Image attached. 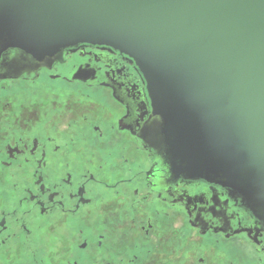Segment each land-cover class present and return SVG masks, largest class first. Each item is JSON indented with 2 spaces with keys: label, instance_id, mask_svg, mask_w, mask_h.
Wrapping results in <instances>:
<instances>
[{
  "label": "flooded vegetation",
  "instance_id": "flooded-vegetation-1",
  "mask_svg": "<svg viewBox=\"0 0 264 264\" xmlns=\"http://www.w3.org/2000/svg\"><path fill=\"white\" fill-rule=\"evenodd\" d=\"M135 60L80 43L0 52V264H264L230 187L172 171Z\"/></svg>",
  "mask_w": 264,
  "mask_h": 264
},
{
  "label": "water",
  "instance_id": "water-1",
  "mask_svg": "<svg viewBox=\"0 0 264 264\" xmlns=\"http://www.w3.org/2000/svg\"><path fill=\"white\" fill-rule=\"evenodd\" d=\"M110 46L143 73L175 173L230 187L264 223V0H0V52Z\"/></svg>",
  "mask_w": 264,
  "mask_h": 264
}]
</instances>
